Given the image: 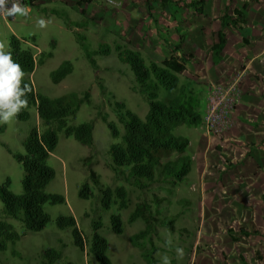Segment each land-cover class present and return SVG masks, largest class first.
<instances>
[{"label":"rangeland","instance_id":"rangeland-1","mask_svg":"<svg viewBox=\"0 0 264 264\" xmlns=\"http://www.w3.org/2000/svg\"><path fill=\"white\" fill-rule=\"evenodd\" d=\"M204 1L199 5L203 13L187 8L183 0H175L166 9L156 1L153 4L150 16L154 28L149 34L156 32L158 36L160 26L167 49L157 54L151 47L143 55L148 64L161 63L174 53L186 58L187 70L180 74V82L199 95L203 121L175 130L190 139L186 151L192 157L189 174L182 180L160 175L145 187L125 179L127 167L114 168L109 148L120 139L112 136L102 118L106 115L123 132L115 101L124 102L141 117L149 109L142 86L114 48L117 42L132 46L131 41L124 34L112 36L104 24L96 23L73 0H37L40 7L17 0L30 8L27 17L0 15V41L9 46L11 35L16 34L35 54L38 63L32 79L36 89L52 97L77 92L84 100L69 122L92 121L94 125L92 145L59 132V143L48 160L56 176L46 190L64 195L66 202L46 204L50 221L43 230H27L19 218L5 213L0 199V221L13 224L21 234L20 239L8 240L7 247L0 248V264H46L43 254L49 247L61 253L53 264H99L89 251L96 220L102 223L99 232L109 240L108 255L114 264H162L164 255L171 258V264H264V0ZM98 2L102 6H96L97 11L104 12L107 5L118 21L134 8L136 13L141 8L148 11L144 0ZM235 8L245 13V21ZM40 19L47 22L46 27L38 25ZM222 28L227 43L217 62L212 45ZM79 35L85 37L98 67L87 56ZM105 43L113 47L111 54L95 52ZM49 52L52 56L47 55ZM66 59L73 63L72 73L59 83L53 82L52 70ZM100 84L105 86L103 91ZM176 93L167 95L162 87L159 89L163 100ZM30 111L28 120L16 118L0 132V185L9 177L10 189L17 194L24 191V169L13 153L25 151L23 140L34 126L40 131L46 128L37 110ZM92 171L99 176V186ZM85 182L93 191L89 198L79 195ZM118 185L129 191L128 206L119 210L113 201L109 209L104 208L100 189ZM138 205L146 218L130 222ZM118 211L124 222L123 233H116L111 225V214ZM62 214L75 216L86 239L84 250L75 245L71 227L59 228L57 218ZM172 219L173 228L164 223ZM147 227L149 232L134 241L133 236ZM168 238L171 251L166 245ZM176 246L184 249L180 260L176 259Z\"/></svg>","mask_w":264,"mask_h":264},{"label":"trees","instance_id":"trees-1","mask_svg":"<svg viewBox=\"0 0 264 264\" xmlns=\"http://www.w3.org/2000/svg\"><path fill=\"white\" fill-rule=\"evenodd\" d=\"M33 7H40L37 0H27ZM92 0H81V2H90ZM155 0H144L148 11L153 16V2ZM162 8L166 9L175 0H157ZM187 8H194L197 12L203 13L205 1L183 0ZM42 10H47L43 8ZM235 13L241 16L245 21V13L239 8H235ZM54 13L61 15L57 9ZM82 12L85 13L84 10ZM64 16L67 17L65 14ZM68 18V17H67ZM69 19V18H68ZM234 26L238 22L233 21ZM225 22L222 21V27ZM82 45L87 50V56L91 62L96 65L93 52L84 43L85 37L79 35ZM227 43V35L222 28L218 32V40L212 45L213 59L217 62L221 60V53ZM13 60L20 64L24 72V83L31 85L32 91L28 94V108L21 112L18 120H28L31 117V108H36L39 118L46 125L43 131L38 126H34L30 134L23 140L24 152H14L15 158L23 165L24 177L21 194H17L10 189L11 179L8 177L0 185V199L4 204V211L7 215L19 218L25 228L30 231L43 230L50 221V214L46 210V204L65 203L66 197L60 193H52L46 190L48 184L56 176L55 168L49 164L48 160L55 151L59 143V132L63 131L66 136H74L78 141L86 145H92L93 122L86 121L79 124H71L69 117L74 116L78 111L81 102L84 100L75 91L60 95L49 96L39 92L32 79L38 63L31 48L23 45V40L16 34H12L9 43ZM115 50L118 58L127 63L133 71L137 82L142 86V92L146 94L149 109L144 117H141L135 111L126 106L124 102L115 101L114 106L118 113L119 120L123 123L122 132L115 121L109 120L103 115V120L107 123L110 132L114 138L120 139L110 145L109 152L115 169L128 168L125 173L126 180H132L138 187H145L147 184L156 180L160 175L172 177L173 180H182L185 178L192 167V157L186 154L190 145V139L185 135L176 134L175 130L181 125H199L203 121L201 112V99L195 89L188 84L180 82V74L187 70V61L183 56L171 54L161 63L151 61L147 63L141 50L125 44L116 43ZM113 51V47L108 44H102L95 51L100 54L108 55ZM42 56L45 55L41 52ZM52 52L47 53L52 56ZM74 69L71 60H63L57 68L52 70L51 76L55 83L61 82ZM163 88L167 95L177 91L176 95L167 100L160 99L159 89ZM103 91L105 86L100 84ZM88 96V93H87ZM87 103L91 100L87 98ZM5 126L0 125V132L4 131ZM177 154L176 158H172ZM91 176L96 183L100 185L99 176L92 171ZM102 206L109 209L111 203L115 201L118 209L122 210L128 206L129 191L126 186L118 185L116 187L104 186L101 189ZM82 198H89L93 191L88 182L82 184L79 190ZM139 217H145L141 205L132 212L130 222ZM164 223L174 227V221L165 220ZM59 228H72L74 243L77 247L84 250L86 239L84 232L79 227L74 215H60L57 218ZM102 223L99 220L93 221V233L89 240V251L96 258L99 264H114L108 255L110 246L109 240L103 236L99 229ZM112 229L116 233L124 232V222L122 214L118 211L111 214ZM149 228H145L133 236V240L145 236ZM0 248L7 247V241H16L20 239L21 234L14 228L13 224L6 221H0ZM61 253L53 247L44 251L46 264H53ZM68 264H75L68 262ZM247 264V263H246Z\"/></svg>","mask_w":264,"mask_h":264},{"label":"clouds","instance_id":"clouds-1","mask_svg":"<svg viewBox=\"0 0 264 264\" xmlns=\"http://www.w3.org/2000/svg\"><path fill=\"white\" fill-rule=\"evenodd\" d=\"M10 4V7H9ZM27 5L17 2V0H0V15L6 17H27L30 13ZM40 27H46L44 19L38 21ZM4 42L0 41V125L12 123L22 111L28 108L27 96L32 88L28 83H24L26 73L21 65L13 60L11 51L8 50ZM166 245L169 250H173L171 238H168ZM176 259L180 260L184 256V249L174 247ZM162 264H171L168 255L162 257Z\"/></svg>","mask_w":264,"mask_h":264},{"label":"crops","instance_id":"crops-1","mask_svg":"<svg viewBox=\"0 0 264 264\" xmlns=\"http://www.w3.org/2000/svg\"><path fill=\"white\" fill-rule=\"evenodd\" d=\"M73 1L74 5L81 4L82 10H84L86 15L90 18L94 19L96 23L104 24L107 30H110L109 33L112 34V36L113 34H124L125 38L131 41L132 47L141 50L144 55H146V52L149 53L148 51L151 49L157 54H161L167 49L162 39V37H165V34L160 30V26L157 30L159 33L158 36L156 32L155 34L154 32L149 34L154 28V21L145 8L139 9L137 13L134 11V8V12L130 11L128 15L123 17V20L121 19V21H118L113 17L112 8L107 5L104 6V12L97 11L96 6H102V3H99L98 0H92L90 2H81V0ZM155 1L158 2L157 0ZM137 30L140 34L137 33Z\"/></svg>","mask_w":264,"mask_h":264},{"label":"built area","instance_id":"built-area-1","mask_svg":"<svg viewBox=\"0 0 264 264\" xmlns=\"http://www.w3.org/2000/svg\"><path fill=\"white\" fill-rule=\"evenodd\" d=\"M113 1H114V0H107V2H109V3H113Z\"/></svg>","mask_w":264,"mask_h":264}]
</instances>
